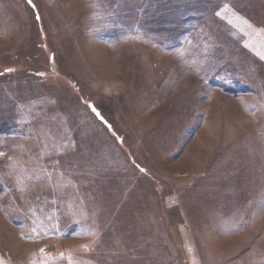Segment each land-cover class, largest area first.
<instances>
[{
  "label": "rangeland",
  "instance_id": "obj_1",
  "mask_svg": "<svg viewBox=\"0 0 264 264\" xmlns=\"http://www.w3.org/2000/svg\"><path fill=\"white\" fill-rule=\"evenodd\" d=\"M0 264H264V0H0Z\"/></svg>",
  "mask_w": 264,
  "mask_h": 264
},
{
  "label": "snow or ice",
  "instance_id": "obj_2",
  "mask_svg": "<svg viewBox=\"0 0 264 264\" xmlns=\"http://www.w3.org/2000/svg\"><path fill=\"white\" fill-rule=\"evenodd\" d=\"M28 2L31 4V0H28ZM9 71H11V69H9ZM93 111H95V109H93Z\"/></svg>",
  "mask_w": 264,
  "mask_h": 264
}]
</instances>
